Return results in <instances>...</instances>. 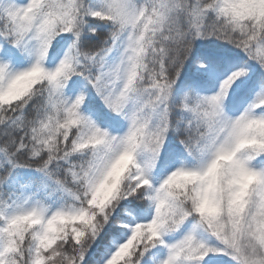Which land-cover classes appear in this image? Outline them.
I'll use <instances>...</instances> for the list:
<instances>
[{
    "label": "snow or ice",
    "instance_id": "obj_1",
    "mask_svg": "<svg viewBox=\"0 0 264 264\" xmlns=\"http://www.w3.org/2000/svg\"><path fill=\"white\" fill-rule=\"evenodd\" d=\"M0 264H264V0H0Z\"/></svg>",
    "mask_w": 264,
    "mask_h": 264
}]
</instances>
